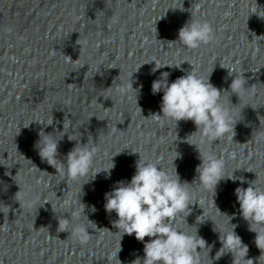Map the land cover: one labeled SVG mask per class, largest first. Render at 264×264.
Here are the masks:
<instances>
[{"label":"water","instance_id":"water-1","mask_svg":"<svg viewBox=\"0 0 264 264\" xmlns=\"http://www.w3.org/2000/svg\"><path fill=\"white\" fill-rule=\"evenodd\" d=\"M182 7L184 11L178 9ZM191 12L212 22L215 41L197 50L179 43L168 46L178 39ZM117 14L119 20L113 23ZM260 16L264 17V0H0V202L10 207L8 219L0 213V264H119L110 259L120 238L112 224L117 219L115 212L105 210V194L118 181H131L139 159L132 151L161 159L168 168L177 151L181 156L174 163L181 181L191 183L196 177L199 153L184 142L196 130L194 123L181 121L175 130L144 118L161 113L163 92L153 95V81L169 72L168 81L174 82L192 66L184 62L180 68L164 67L152 73L155 62L144 64L151 60H188L205 77L214 68L210 82L222 89L231 83V77L225 80L228 70L244 72L249 92L240 104L235 95L231 102L237 108L250 106L242 110L234 142L212 145L226 160L227 173L239 169L234 175L244 183L222 180L214 197L197 190L199 205L190 206L187 221L194 225L203 214L206 221L198 225V234L214 245L210 253L214 258L222 247L214 226L231 228L226 216L216 214L214 199L222 213L234 215L235 232L248 246L245 259L264 264L258 259L261 250L255 244L256 234L241 217L235 195L237 187H248L247 181L254 180L255 173L264 179V141L253 133L260 129V122L264 125V18ZM122 83L129 88L132 83L134 89L143 86L138 105L133 94L119 92ZM63 123L70 134L82 133V143L91 134L100 149L94 170L106 168L122 150L113 157L110 177L100 172L83 186L81 201L88 206L85 214L97 228L111 231L89 229L92 238L86 246L70 241L66 232H57L58 217H68L63 201L78 196L79 184L42 161L34 147L41 130L62 131ZM74 145L65 136L58 158L63 161ZM250 169L255 173L248 172ZM19 185L26 198L38 200L37 206L20 207L15 200ZM148 240L140 242L134 234H125L118 253L121 264L143 258ZM236 259L247 264L244 258ZM233 261V254L226 253L214 264Z\"/></svg>","mask_w":264,"mask_h":264},{"label":"clouds","instance_id":"clouds-1","mask_svg":"<svg viewBox=\"0 0 264 264\" xmlns=\"http://www.w3.org/2000/svg\"><path fill=\"white\" fill-rule=\"evenodd\" d=\"M178 9L185 10L183 7ZM118 20V14L112 17L113 23H117ZM215 32L212 22L191 12V18L178 31V39L169 41L168 46L179 43L188 50H197L213 43L216 39ZM69 58L72 59L70 56ZM151 62H155L152 73L164 67L180 68L184 62L192 66L191 71L171 83L168 81L170 73L162 72L160 78L154 80L151 86L153 95L163 92L160 106L162 114L154 113L148 117L141 115L146 120L156 121L162 126L171 125L175 130L178 128L179 122L192 121L196 130L187 136L184 142L195 146L201 163L195 169L196 177L189 183L181 181L177 172L174 161L180 158L181 154L176 150V155L170 161L171 168L164 166L161 159L150 158L139 151L131 150L132 153L139 154L135 166L136 171L131 181H118L115 188L105 194V210L109 214L115 212L117 219L112 221V224L114 228L118 229L115 234L120 238L110 259L117 260L121 264L118 259L121 240L125 234L128 236L134 234L137 241L144 242L146 237L149 240L144 243V257H137L131 264H205V259L207 264H214V260H219L226 253H232L233 264H239L236 257L245 259L248 246L243 244L241 237L235 232L237 225L231 223L235 218L234 215L229 216L222 213L215 206L213 199L216 214L226 216L231 225L230 230H220L214 226L213 231L219 233V241L222 245L214 258L210 256L214 245H209L198 234V225L206 221L202 219L203 214L196 217L194 225L188 224L187 217L191 214L190 206L198 204L197 190L211 192L214 197L222 180L230 179L235 182L240 179L241 183H244L242 177L234 175L235 171L239 169L233 170L231 174L227 173L226 160L213 150L212 145L213 143L227 142L231 144L234 142L236 125L243 120L242 110L246 106H250L245 105L242 108H237V105L249 92L248 81L244 72L228 70V77H225V80L231 77V83L229 88L222 89L210 82L214 68L205 77L197 72L194 62L188 60L160 63L151 60L144 64ZM132 76L133 73L131 79ZM132 83L130 88L128 84L122 83L119 92L133 94L138 105V96L143 86L134 89ZM233 95L238 97V104L231 102ZM226 96L227 103L225 102ZM139 110L142 113L140 107ZM48 125H52V122H49ZM260 125V129L254 130L253 133L256 134L258 141H264V131H261L264 125L261 122ZM66 127L67 125L63 123L62 131L54 130L51 133H46L41 130L38 133L40 139L34 147L42 161L55 168L70 182L79 184L78 196L75 198L69 196L63 201L62 207L68 217H58L57 232H66L70 241L86 246L92 238L89 229L109 234L111 231L107 228H97L96 223L85 214V209L88 206L81 201L84 194L83 186L95 180L96 175L100 172H105L110 177L111 170L115 167L113 157L121 153L122 150L112 156L111 163L106 168L94 170L100 149L91 139V134H88L87 143H82V133L79 132V135L70 134L65 130ZM65 136L69 141H74L75 145L61 161L58 158L60 155L58 149ZM58 162L59 167H57ZM248 172L254 171L250 169ZM5 175H11V173L6 172ZM255 176L254 180L247 181V188L237 187L235 195L239 203L241 217L247 221L249 231L256 234L255 244L261 250V255L258 258L261 262L264 260V179L256 173ZM19 189L15 194V200L19 202L20 207L31 208L38 205L37 199L26 198L27 193L20 185ZM90 211L94 213L95 206H92ZM9 212L10 207L0 202V213L4 214V219H8ZM82 217L83 220H81ZM183 225H188L192 230H187ZM45 229L48 230L46 227L40 228V230ZM204 253H206V257ZM245 260L247 264H254L252 259Z\"/></svg>","mask_w":264,"mask_h":264}]
</instances>
